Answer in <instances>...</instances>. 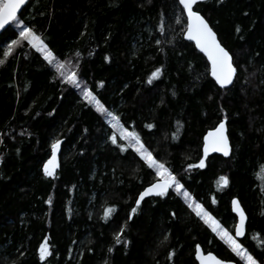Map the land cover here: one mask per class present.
Here are the masks:
<instances>
[{
  "label": "trees",
  "instance_id": "trees-1",
  "mask_svg": "<svg viewBox=\"0 0 264 264\" xmlns=\"http://www.w3.org/2000/svg\"><path fill=\"white\" fill-rule=\"evenodd\" d=\"M196 7L233 57L237 74L227 88L184 39L178 0H29L18 17L231 233L236 197L247 214L239 242L264 261V0ZM7 29L0 33V264H197L196 244L243 264L174 188L144 198L133 214L154 170L123 140L111 142L106 116L27 41L4 57L22 27ZM223 119L230 154L205 158L203 137ZM57 140L59 166L46 177ZM201 159L205 167H189ZM45 238L52 255L41 261Z\"/></svg>",
  "mask_w": 264,
  "mask_h": 264
},
{
  "label": "snow or ice",
  "instance_id": "snow-or-ice-1",
  "mask_svg": "<svg viewBox=\"0 0 264 264\" xmlns=\"http://www.w3.org/2000/svg\"><path fill=\"white\" fill-rule=\"evenodd\" d=\"M179 5L182 7V11L186 13V24L183 27L185 38L188 41H194L195 47L199 49L201 53L207 58L210 64V75L217 85L221 88H227L233 84L234 77L237 74V68L234 66L233 57L226 47L222 46L221 42L217 38V33L209 26L208 21L201 14L196 7L199 3L204 0H178ZM28 3V0H0V30L8 31L7 25L16 23L18 27H22L19 32V40H13L11 45L7 46V50L4 51V57H8L11 53L12 47L19 44L21 41H27V43L41 53L43 59L52 66L56 73L63 78L64 82L74 86L81 90L84 100L88 104H93L96 107V111L101 115L109 117L112 129L119 134V138L123 140L128 148H131L136 154L139 155L140 159L144 161L147 168L154 170L157 180L152 183L149 187L145 188L140 193L139 198L136 200V207L132 209V213L135 214L137 208L140 206L141 201L147 196H159L163 197L168 194V190L174 188L177 194L183 196L188 208H190L195 215L213 232L221 241H223L232 253L242 261L243 264H264V261L258 262L256 256L249 251L243 243L238 241V237L245 236V225L247 217L243 208L240 206L238 200H233V211L239 216V223L235 226V234L233 235L226 227H224L213 215L204 208L201 203H198L188 191L184 190V185L180 182L172 171L165 166L164 163L160 162L157 158H154L153 153L142 142L141 136L134 130L129 131L124 124L121 123V117L113 114L109 111L97 96L93 94L87 86L81 87V83L78 80L76 72H65L66 63H62L53 50L44 42L41 36L37 35L31 27L22 26V22L18 17V12ZM219 3H223V0H219ZM176 23L180 24V18L176 19ZM163 29H161L162 31ZM237 32L240 28L237 27ZM159 43V41H157ZM79 55V53H77ZM5 60L0 59V65L4 64ZM160 69H156L151 73L148 83H152L153 79L159 77ZM148 128H152L153 125H147ZM226 122L221 121L218 126L213 130L209 131L203 138V153L206 158L209 153H222L224 156L230 154L229 139L226 134ZM111 142L117 144V135L113 134ZM60 141L57 140L51 145V157L43 165V174L46 177H55L56 169L59 166L57 162V153L60 148ZM121 151L127 149L121 147ZM189 167H205V160L201 159L198 165H190ZM264 170V166H262ZM218 185L226 187L228 185V178L226 176H220ZM51 204V199L47 201ZM215 203V199H213ZM114 211V209H106L105 217ZM175 215V213H173ZM131 218V217H130ZM123 229L120 230V234L116 236V242H121V235ZM254 239H259L254 237ZM127 242L125 241V244ZM264 247V240L258 245ZM112 249H109L111 252ZM52 252L49 249L47 238L39 246L40 260L44 261L46 257L51 256ZM173 254L169 255L171 259ZM196 259L200 264H225V262L217 258L212 253L204 254L203 250L199 245L196 246Z\"/></svg>",
  "mask_w": 264,
  "mask_h": 264
},
{
  "label": "water",
  "instance_id": "water-1",
  "mask_svg": "<svg viewBox=\"0 0 264 264\" xmlns=\"http://www.w3.org/2000/svg\"><path fill=\"white\" fill-rule=\"evenodd\" d=\"M29 1V0H28ZM179 3V2H178ZM26 6V5H25ZM24 6V7H25ZM23 7V8H24ZM23 8L18 12V15L22 12V10H23ZM184 15H185V19H186V13H184ZM206 19V18H205ZM9 25H7L6 26V28L8 27ZM210 26V25H209ZM211 27V26H210ZM3 30H0V33L2 32ZM183 37H184V39L185 40H187L186 38H185V35H184V33H183ZM218 38V37H217ZM188 41V40H187ZM193 45H194V47H195V42L194 41H190ZM223 46V45H222ZM195 49L200 53V54H202V56L205 58V60H206V62H207V64H208V67H209V69H210V64H209V62L207 61V58L204 56V54L203 53H201L200 51H199V49H197L196 47H195ZM209 74H210V71H209ZM211 76V75H210ZM235 78V77H234ZM213 79V78H212ZM215 82V81H214ZM219 86V85H218ZM220 87V86H219ZM222 121H225V120H222ZM219 124V123H218ZM218 124L216 125V126H218ZM215 126V127H216ZM214 127V128H215ZM214 128H212V129H210V130H208L207 132H206V134L209 132V131H211V130H213ZM205 134V135H206ZM204 135V136H205ZM204 138V137H203ZM229 146H230V142H229ZM231 149V148H230ZM202 154L204 155V153H203V143H202ZM210 154H218V155H221V156H223V157H226V156H224L222 153H209V155ZM157 180V179H156ZM156 180H154L153 182H151L150 184H148V185H146L139 193H138V195H137V198H136V200L139 198V195H140V193L141 192H143L144 190H145V188H147V187H149L152 183H155L156 182ZM152 196H155V195H152ZM147 197H151V196H147ZM146 198V197H145ZM238 200L236 197H233L232 199H231V201H230V209H231V212H232V214L235 216V224H234V226H233V235L235 234V226H236V224H238L239 223V216L236 214V212H234L233 211V204H232V201L233 200ZM239 201V200H238ZM135 203H136V201H135ZM240 206H241V204H240ZM242 207V206H241ZM243 208V207H242ZM244 210V209H243ZM245 212V211H244ZM245 215H246V217H247V214H246V212H245ZM246 223H247V220H246ZM245 234H246V225H245ZM238 239V241H240L241 239H243V237H238L237 238ZM197 245H199V244H196V246ZM196 246H195V252H194V258H195V260H196V262H197V264H200V262L196 259ZM200 246V245H199ZM200 248L202 249V247L200 246ZM203 250V249H202ZM203 252H204V254L205 255H207L208 253H212L213 255H215L213 252H211V251H204L203 250ZM217 258H219V259H221L220 257H218L217 255H215ZM221 260H223L224 262H225V264H236L234 261H232V260H224V259H221Z\"/></svg>",
  "mask_w": 264,
  "mask_h": 264
},
{
  "label": "rangeland",
  "instance_id": "rangeland-1",
  "mask_svg": "<svg viewBox=\"0 0 264 264\" xmlns=\"http://www.w3.org/2000/svg\"><path fill=\"white\" fill-rule=\"evenodd\" d=\"M106 126L109 128L108 133H107V136H108V137H111L113 134H116L117 137H118V139H119L120 141H122V140L119 138V134H118L117 132H115L114 129H112V127H111V123H110V118H109V117H106ZM50 157H51V155H50ZM50 157H49L48 159H50ZM48 159H47V160H48ZM47 160H46V162H47ZM46 162H45V163H46ZM232 234H233V233H232Z\"/></svg>",
  "mask_w": 264,
  "mask_h": 264
}]
</instances>
